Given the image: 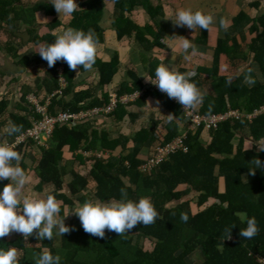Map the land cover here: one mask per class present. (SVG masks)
Returning <instances> with one entry per match:
<instances>
[{
	"label": "trees",
	"instance_id": "obj_1",
	"mask_svg": "<svg viewBox=\"0 0 264 264\" xmlns=\"http://www.w3.org/2000/svg\"><path fill=\"white\" fill-rule=\"evenodd\" d=\"M105 1L107 0L85 2L83 9L75 11L71 21L64 24L49 2L32 6L34 3L24 0H0V51L6 49L19 65L30 66L41 62L37 50L33 56L20 54L26 43L17 44V38L22 37V32L30 35L29 40L35 49V46L42 43H54V32L64 26L85 32L90 28L94 29L100 42L103 37L100 22ZM132 1L116 0L117 7L122 10L121 5L127 6ZM39 12L53 17L51 22L44 24L48 29L44 35L39 33L36 17ZM124 13L125 11L120 12L115 24L118 37L130 35L136 30V37L142 48L150 50L151 46L158 42L160 35L154 34L152 41L146 39L144 35H140L142 29L130 26ZM245 19H248L246 15H240L239 20L235 22L237 27ZM250 22V29L259 33L251 42L250 49L253 61L258 63L264 79V16ZM146 30L152 31L150 28ZM225 44L222 39V46H219L217 55L223 52ZM61 62L57 61L54 67L48 69V75L39 86L37 95L41 96L40 89L43 87H46L47 92L60 89L61 83L57 73ZM154 63L155 59H151L152 67ZM65 65L66 84L61 88L62 95L54 98L50 106L51 114L87 112L110 104L111 95L108 92L97 97L91 90H77L78 70L70 71L67 63ZM119 66L118 54L110 61H104L97 56L93 68L98 69V85L101 88L113 84ZM77 69L85 71L82 66ZM153 69L156 70L154 67ZM128 74L131 84L122 83L115 92L118 97L141 91L144 87L133 70L130 69ZM153 76L155 71L151 73V77ZM4 78H0V89L5 87L6 83L1 81ZM23 90L21 99L26 105L30 87L24 86ZM149 94L154 93L146 89L144 95L134 103L142 106ZM226 95L217 99H206L200 114L223 113L229 108L251 114L264 105V83L248 88L244 83V75H241L229 86ZM157 96L175 117L180 116L178 105L166 96ZM11 102L10 96L0 97V140L6 142L19 135H4L9 122L22 125L23 132L35 124L34 110L28 111L21 103L18 107L26 109L27 115L9 112ZM45 102L46 100L41 98V103ZM134 103L119 104L112 114L89 117L76 126H56L49 149L35 145L41 151V156L34 161V172L39 178L35 190L42 192L51 186L52 190L47 195H53L62 202L63 212L65 207L72 208L76 203L83 204L89 200L121 199L120 189L125 188L128 198L133 201L138 202L141 197H150L160 219L147 226L139 223L121 237L106 229L105 238L101 239L86 233L79 218L75 216L72 224L68 225L74 226L75 230L66 233L64 237H56L55 230L54 239L51 241L38 240L35 235L27 241L22 235L13 240L7 236L0 239V250L6 251L12 247L20 250V264H35V259L44 249L54 256L59 254L60 264H261L258 257L264 258V169L257 168L255 176H252L249 174V168L254 167L250 162L253 158H259L264 163V151H258L256 144L257 141H264V114L251 121L230 120L221 124L218 130L210 131L208 143L201 139L202 128L189 131L185 142L188 148L186 152L178 150L159 165L142 171L139 168L145 161L139 156L143 150H147V156L150 157L155 147L173 141L181 134L176 122L168 125L164 137L160 134V128L163 126L158 120H152L149 127L140 128L133 136L121 134L116 139H112L109 132L96 130L91 126V122L101 116H106L115 123L122 122L128 113L127 107ZM236 136L238 143L235 146ZM131 144L133 147L130 148ZM30 145L34 144L16 149L22 155L21 167L26 172L27 150L32 147ZM66 149L73 154L75 160L86 166L84 173L74 170L67 172L65 166L61 165ZM87 150L110 155L101 159H85L82 152ZM118 150L119 155L115 156ZM68 174L71 181L66 182L65 176ZM221 179L224 180L223 188ZM8 183L9 180H1L0 191ZM182 212L189 215L187 223L180 219ZM60 214L63 216V213ZM245 214L247 218L254 216L259 227V234L252 239L239 236L240 230L247 226ZM233 224L236 226L232 229V238L224 240L225 228H230ZM37 241L40 243L38 246H31ZM143 241L151 242L152 248L146 250ZM196 254L202 257L199 263L190 261Z\"/></svg>",
	"mask_w": 264,
	"mask_h": 264
},
{
	"label": "crops",
	"instance_id": "obj_2",
	"mask_svg": "<svg viewBox=\"0 0 264 264\" xmlns=\"http://www.w3.org/2000/svg\"><path fill=\"white\" fill-rule=\"evenodd\" d=\"M87 1L89 0H76V3L80 6L79 9H83V5ZM125 1L127 0H122V2ZM24 2L34 3L32 5L34 6L36 3H50V0H24ZM121 7H123L122 10L118 9L116 0L105 1V7L100 22L103 30V37L98 44L97 56L104 61H110L116 54L119 55L120 66L118 72L115 74L113 84L101 88L98 85L99 72L95 67L91 71H80L77 69V90H91L97 97H101L102 94L108 92L112 97L113 94H116V89L122 83L131 84V79L128 74L131 69L144 85L140 92L145 93L149 83L146 82L145 77H151V73L155 71L153 67L156 69L159 64L163 63L175 67L181 72H196L192 80L197 84L200 90L205 93L203 103L195 109L200 114L206 99H217L227 96L226 92L229 86L226 83V78L228 75L236 77L233 80L234 83L238 77L244 75V73L240 71L241 69L251 67L253 69L251 75L256 83L254 85L245 83V85L249 88L264 83L260 67L258 63L253 61V53L250 49L251 42L259 34L250 29L252 25L250 20H256L264 16V0H133L131 3L127 4V6L121 5ZM180 8H191L193 11L201 10L205 13H211L214 15L216 22L209 30L197 29L194 33L193 30L187 27H174L172 20L175 19V12ZM121 11H125V17L130 23V26L133 25L135 28L138 27L143 30L140 35H144L146 39L152 41L154 34L160 35V39L154 46H151L150 50L142 48L139 39L136 37V30H133L130 35L118 37L115 24ZM242 14L246 15L248 19L241 21L239 27H237L235 22L237 19L239 20ZM57 16L64 24H68L73 18V14L71 16H65L64 14L57 13ZM36 17L39 24V33L41 35L46 34L48 29L45 28L44 24L51 22L53 17L47 16L44 12H39ZM221 18H225L229 21L230 26L227 31L219 25V20ZM66 28L68 27H60L54 34L58 36L62 34ZM147 28L152 29V31L146 30ZM259 31H261L260 28ZM21 36L22 37L17 38L19 42L16 41V43L22 42L26 44L21 48L20 54L33 56L34 51H38L39 45L35 46L34 49L33 44L30 42L31 40H29L30 35H26L22 32ZM172 36H184L188 39H192V42L196 46V52L192 54V50L190 49V58L185 59L182 50L177 46V41L173 39ZM222 39L226 44L223 47V52L217 55L219 46H222L220 45ZM1 58L5 59V63L2 65L0 61V78L5 77L1 79V81H4L6 84L4 88L0 89V97L7 95V97L10 96L12 98V105L10 104L9 106V112H11L10 108L12 107V109L15 110L12 112H20L23 115H27L28 111L33 110L29 96L31 94L37 95L39 86L44 83L48 75L47 72L49 67L47 61L41 58V62L33 63L30 66L19 65L18 63L16 64L15 59L10 56L6 49L0 51V60ZM151 59H155L153 67ZM216 60L218 65H216ZM62 66L64 67V72L66 71V65L62 61L58 66V76L60 73L59 69ZM200 70H203V72ZM154 77L155 76L151 78ZM24 86L30 87L27 95L28 104L26 105L21 99L24 93ZM40 91L41 96L37 95L40 100L41 98L47 100L56 90H54V92H47L46 87H43ZM157 100H159V98L156 94H149L145 98L142 106L133 102L134 104L127 107L128 113L122 122L115 123L114 120L108 119L106 116H101L95 118L91 122V126L96 130L109 132L112 139L118 138L121 134L133 136L140 128L149 127L152 120L161 121L163 127L160 128V134L162 137L165 136L168 125L172 122L178 124L181 134L184 133L187 129V124L184 122L181 108L180 116L175 117V119L169 122L166 116L174 114L161 102L157 105ZM21 103H23V106L27 108L28 111L18 107ZM228 110L238 109L229 108ZM201 139L204 143H208L210 140V132L203 130ZM51 141L52 138L46 143L45 147H38L49 149ZM234 143L235 146L238 143L237 136ZM30 146L32 147L27 150L28 155L26 164L28 166L27 173L31 177V182L27 185V189L23 195L31 196L33 193L47 195V193L52 190L51 186L46 187L42 192L35 190V187L39 184V178L34 172V161L41 156V151L39 148H36L35 145ZM131 147H133L132 144L130 148ZM146 151L147 150H143L142 154L139 156L143 161L148 158ZM99 154L102 156L100 157ZM82 155L85 159H90L92 157L101 159L110 154L106 153L105 155L100 151L87 150L83 151ZM116 155H119V150L115 153V156ZM61 165L65 166L67 172L74 170L84 173L86 171V166L75 160L73 154L67 149L64 150ZM65 181H71L69 174L65 176ZM223 182L224 180L221 179L222 188ZM77 205L78 203L72 208L65 207L64 211L60 213H63V216H65ZM60 213L59 216L62 218L63 216H61ZM74 217L75 215L70 213L65 218V224L67 226L71 225ZM21 235L22 234L14 233L9 236V239L13 240ZM39 244L40 243L37 241V243H32L31 246H38Z\"/></svg>",
	"mask_w": 264,
	"mask_h": 264
},
{
	"label": "clouds",
	"instance_id": "obj_3",
	"mask_svg": "<svg viewBox=\"0 0 264 264\" xmlns=\"http://www.w3.org/2000/svg\"><path fill=\"white\" fill-rule=\"evenodd\" d=\"M50 3L57 13L65 16H71L80 8L76 0H50ZM215 22L213 14L201 10L193 11L191 8L178 9L175 12V19L172 20L174 27H187L193 30V33L197 29L209 30ZM219 25L225 31L230 26L225 18L219 20ZM172 37L177 41V46L182 50L185 59L190 58V49L192 54L196 52L192 39L184 36ZM98 44L99 40L94 29L90 28L85 32L68 27L62 34L56 36L54 43H42L36 52L47 61L49 68L54 67L57 61H63L67 63L70 71H77L78 66H82L85 71H91L96 63ZM240 71L244 73V83L248 85L256 83L251 75L253 72L251 67ZM194 75V71L181 72L175 67L161 63L155 70V77H145V80L157 86L161 93L167 94L168 98L176 100L184 111H187L195 110L203 103L205 96V93L193 82ZM235 78L233 75L227 76L228 86L232 85ZM159 103L160 101L157 100L156 104L159 105ZM166 117L169 122L175 119L172 114ZM16 134H23V126L9 122L4 135L14 136ZM10 141L0 140V181H10L0 191V239L19 233L25 241L33 235L38 240L51 241L54 239V230L56 237H64L66 233L75 230L74 226L65 224V218L70 213L79 218L86 233L101 239L105 238L106 229L121 237L128 234L139 223L147 226L160 219L150 197L145 196L141 197L138 202L133 201L128 198L125 188L120 189L121 199L85 201L60 218L62 202L53 195L38 193H33L31 196L23 195L27 185L31 182V177L21 167L22 155L16 151L14 143H9ZM256 144L258 151H264V141H257ZM250 162L254 165L253 168H249L250 175L255 176L257 168L264 169V163L259 158H253ZM245 217L247 226L240 230L239 236L252 239L259 234L257 220L254 216L247 218L245 214ZM180 219L187 223L188 213L182 212ZM235 226L233 224L230 228H225L224 240L232 238V229ZM21 256L22 252L15 247L6 251L0 250V264H20ZM60 261L59 254L54 256L49 250L44 249L35 259V264H60Z\"/></svg>",
	"mask_w": 264,
	"mask_h": 264
},
{
	"label": "built area",
	"instance_id": "obj_4",
	"mask_svg": "<svg viewBox=\"0 0 264 264\" xmlns=\"http://www.w3.org/2000/svg\"><path fill=\"white\" fill-rule=\"evenodd\" d=\"M59 70L61 87L50 95L45 104L41 103V100L37 95L31 94L29 96L30 103L35 113V124L32 128L24 131L22 135H17L15 139L9 142L10 144L14 143L16 145L15 149L21 146H27L29 144H34L39 147H45L46 143L52 138L56 126H76L80 121L85 120L89 117H94L99 114H112L113 112H115V109L119 104H130L137 101L144 95V92L140 91H136L132 94L124 95L121 97L113 94L110 104L106 107L93 108L87 112H61L53 115L50 113V106L52 105V102L56 96L62 95L61 88L66 84V80L64 78V67H60ZM146 89H149V91L152 93L168 97L167 94L161 93L157 86L151 84L150 82L148 83ZM170 100L181 108L184 122L185 124H187V129L184 131V133L176 137L170 143L164 146L155 147L152 156L148 157L145 160V163H143L139 168L142 171L150 170L153 167L159 165L160 163L165 161L171 154L175 153L178 150H183L184 152H186L188 148L185 142L189 131L198 130L200 128L208 132L215 131L218 130L221 124L227 121H238L242 119L251 121L259 115L264 114L263 105L258 109H255L251 114L243 113L239 110H228L224 113L219 114L201 115L196 110L184 111L183 107L176 100ZM99 156L101 157L102 155L99 154ZM258 261L259 263L264 264V258L260 256L258 257Z\"/></svg>",
	"mask_w": 264,
	"mask_h": 264
},
{
	"label": "rangeland",
	"instance_id": "obj_5",
	"mask_svg": "<svg viewBox=\"0 0 264 264\" xmlns=\"http://www.w3.org/2000/svg\"><path fill=\"white\" fill-rule=\"evenodd\" d=\"M0 61H1L2 65H3V63H5V59L4 58H1ZM11 105H12V103H11ZM10 111L12 112V111H15V110L12 109V107H11ZM143 246H144V248L146 250H149V249L152 248V244L149 241H143ZM201 260H202V257L200 256V254H196V255L193 256V258L190 261L195 262V263H199V262H201Z\"/></svg>",
	"mask_w": 264,
	"mask_h": 264
}]
</instances>
